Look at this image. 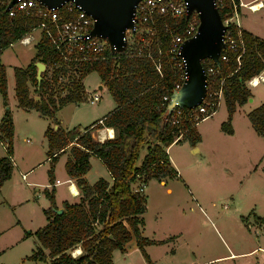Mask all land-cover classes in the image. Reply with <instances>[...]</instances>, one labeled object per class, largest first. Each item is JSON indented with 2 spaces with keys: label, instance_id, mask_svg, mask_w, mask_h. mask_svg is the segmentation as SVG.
<instances>
[{
  "label": "trees",
  "instance_id": "1",
  "mask_svg": "<svg viewBox=\"0 0 264 264\" xmlns=\"http://www.w3.org/2000/svg\"><path fill=\"white\" fill-rule=\"evenodd\" d=\"M7 5L8 2L0 4V93L5 105L7 74L1 54L4 48L18 41L38 23V18L21 13L11 17ZM220 15L222 19L226 16L224 11H220ZM186 23V16L164 18L157 22L161 52L157 43L153 42L150 48L152 57L136 55L137 52L131 54L128 49L114 53L107 50L106 55L116 54L117 57L86 61L79 65L63 61L50 39L41 32L35 42L36 53L31 62L25 67H14L18 105L36 109L41 116L50 119L44 132L47 155L50 157V183L55 182L54 164L58 156L69 143L75 141L69 147L65 168L80 191L79 200L63 201V211L58 213L55 190H46L51 205L44 209L46 224L35 231L40 246L28 256L30 260H49V264H115L114 249L125 252V244L134 237L144 258L152 264L145 246L164 240L151 239L142 234L146 198L143 193L133 190L132 184L139 179L145 183L151 177L162 180L166 176H179L167 152L178 128L171 114L164 120L169 102L164 101L162 96L175 79L166 53L164 30L168 25L178 32ZM242 37L245 51L240 63L232 52H228L227 61L221 58L218 63L210 60V64L219 69L218 76H226L223 92L228 117L222 128L227 132L232 131L231 119L237 107L252 97L247 80L264 70V38L247 29H242ZM159 59L161 73L156 68ZM38 60L46 64L40 83L36 77L35 61ZM91 71L99 74L117 105L102 118V122L96 121L84 130L65 129L59 125L57 111L69 102L84 101L83 78ZM31 86L39 99L31 95ZM183 110L187 112L189 108L183 107ZM247 115L254 130L264 136V101ZM183 123L187 130L177 142L188 140L195 145L200 141L197 126L192 125L187 115H184ZM104 126L113 127L115 135L103 141L95 139L92 131ZM13 136V116L7 108L0 121V139L6 146V154L0 157V187L12 174ZM143 148L146 152L138 163ZM91 155L103 161L112 182L103 177L92 184L88 182L85 174L91 168ZM256 218L264 222L263 216ZM76 249L81 251L73 254Z\"/></svg>",
  "mask_w": 264,
  "mask_h": 264
},
{
  "label": "rangeland",
  "instance_id": "2",
  "mask_svg": "<svg viewBox=\"0 0 264 264\" xmlns=\"http://www.w3.org/2000/svg\"><path fill=\"white\" fill-rule=\"evenodd\" d=\"M243 1L253 4L257 0ZM260 1L264 4V0ZM239 21L243 29L264 38V5L255 11L243 6ZM34 34L37 40L39 32ZM36 40L29 44L16 41L4 48L1 59L12 86L15 85L14 67H25L31 62L36 51ZM83 82L89 98L91 94L99 93L98 86L101 83L96 71L88 73ZM251 89L253 99L240 106L236 113L237 137L223 132L221 123L227 120V108L222 102L215 114L198 123L200 141L196 147L188 140L169 146L168 153L178 166L179 176L164 177L165 184L153 177L148 178L143 186L141 179L132 184L133 190L143 193L146 198V211L143 214L148 222L146 232H154L155 236L165 239L164 245L152 248L154 257H165L162 251L173 247L174 263L199 264L210 257L228 254V244L233 239L237 240L241 249L251 248L257 243L264 245V223L256 221V216L264 217V160L259 165H256V161L251 163L249 153L252 152L244 150L249 147V131L256 135L247 113L264 101V82ZM11 90L9 102L7 100L4 105L5 110L16 108L14 86ZM85 100L86 97L80 108L77 107L76 114H85L86 121L94 115L97 104L99 110H102L105 106L108 107L110 101L114 102L105 86L101 99L95 104ZM73 110L74 105H68L63 108L61 115L67 119L73 114ZM253 148L261 154L264 152V141L261 140ZM18 152L25 153L23 145L19 146ZM145 152L146 148H143L138 163ZM259 154L254 152L251 156ZM97 161L92 157L95 168ZM40 162L41 166L34 172L36 175H42V171L50 166L46 156ZM60 168V171H66L62 164ZM63 186L66 187V184ZM16 187L18 191H14L17 194L11 197L12 201L4 200L0 194V264H49V260L33 261L28 256L40 246L35 231L47 222L42 208L50 207V200L42 196L39 201L20 203L19 193L23 186ZM167 187H171V190L167 191ZM66 196L60 193L56 201L61 203ZM179 231L183 232L182 237ZM230 257L217 261L216 264H261L264 261V254L261 252L250 256ZM170 258L165 257L166 260ZM113 261L115 264H148L138 248H130L127 254L114 249Z\"/></svg>",
  "mask_w": 264,
  "mask_h": 264
},
{
  "label": "built area",
  "instance_id": "3",
  "mask_svg": "<svg viewBox=\"0 0 264 264\" xmlns=\"http://www.w3.org/2000/svg\"><path fill=\"white\" fill-rule=\"evenodd\" d=\"M9 1L0 0V4L9 3ZM213 1L218 11H224L226 15L223 18V23L227 25L223 38L225 44L222 47L219 58L227 61L229 57L228 52H232L240 63V57L245 51V44L242 37L243 28L239 17L243 6H247L250 10L255 11L252 7L253 4L246 3L243 0ZM188 7V0H139L135 6L132 18L135 26L133 30L130 28L125 30L127 41L125 50L128 49L129 52H132L131 54L137 52L136 55L146 54L152 57L150 48L152 43L156 42L159 52H161L157 22L164 18L177 19L181 16H186ZM8 11L11 17L21 13L38 18V23L19 38L18 41L20 43L29 44L36 40L34 36L35 31H38L39 34L44 32L66 63L79 65L86 61L117 57L116 54L106 55L107 50H110L112 53L115 52L111 50L110 44L106 39L90 35L95 19L75 0H68L59 6L53 7L44 5L38 0H15V3ZM186 18L187 23L178 32H174L168 25L165 26L164 30V37L167 40L166 53L175 77L173 84L168 87L166 93L162 96V99L168 102L189 78L187 61L181 54V48L182 43L195 34L200 20L196 11H192ZM210 60L213 59L209 57L202 59L206 74V94L201 102L195 107L189 108L187 112L178 103L172 109V121L178 128L173 143L181 139L187 130L183 123L184 115H187L192 125L195 126L200 121L215 114L224 100L223 86L226 76L219 77V69L210 64ZM156 68L161 73L162 66L160 59L156 61ZM260 82H264V73L262 71L248 79L247 85L256 86ZM98 98L99 93L94 94L91 102ZM22 176L25 178V174H22ZM142 186L140 190H142ZM70 190L73 192L72 189ZM260 250L264 253V247H260ZM75 251L73 254H77L81 250L76 249ZM261 264H264V261Z\"/></svg>",
  "mask_w": 264,
  "mask_h": 264
},
{
  "label": "crops",
  "instance_id": "4",
  "mask_svg": "<svg viewBox=\"0 0 264 264\" xmlns=\"http://www.w3.org/2000/svg\"><path fill=\"white\" fill-rule=\"evenodd\" d=\"M34 36H35V34H34ZM35 53H36V51H35ZM262 73H264V70L262 71ZM6 74H7V93H8L7 94L8 95L7 100L9 102V94L12 91L11 88L13 86L15 88V85L12 86L11 81L8 77L7 69H6ZM100 83L101 84H99V85H102V88L100 89L98 86L99 93H100L99 98L97 100L91 102L93 95L96 93L91 94V97L89 98V93H87L86 88H85L86 99H87L85 101H89L91 104H95L98 100L101 99V95L103 92V86L106 87V85L104 84V82H102L101 78H100ZM15 84H16V81H15ZM247 86L250 88L251 92H252L251 88L255 87V86H251V85H247ZM30 90H31V95H33V96L37 95V94H35L32 86L30 87ZM15 95H16V92H15ZM252 99H253V92H252L251 100ZM113 100H114V98H113ZM83 102L84 101L78 102V103L69 102V103L65 104L64 106H62L61 108H59L57 111V118L59 120V125L65 129L80 128V129L84 130L86 127L93 126L96 121L102 122V118L107 113H109L111 110H113L117 105L115 100H114V102L110 101L108 107L105 106V107H107L106 109L104 107L102 110H99L100 107L97 104L96 111H95L94 115H92L89 118L90 120L86 121V120H84L86 117L85 114H76L77 107L80 108V104ZM222 102H224V100ZM71 104L74 105L73 114L69 118L66 119L61 115V111L63 110L64 107L71 105ZM224 104H225V102H224ZM4 105L5 104L3 102V98H2V95L0 93V121L5 114ZM242 105H239L232 115V119H231L232 131L227 132V131L223 130L224 133H227L232 137L238 136L237 128H236V116H237L236 113L239 110L240 106H242ZM15 107H16L15 109L13 108L11 110L12 116H13V122H14L13 155H12L13 170H12L11 177L9 179H7L3 183V185L0 187V192H1L0 194H2L3 199L4 200L8 199L9 201H12L11 199H13V198H11V197H15V195L17 194V193H14V191H18V187H16V186L22 185L23 190L21 191V193H19V196L21 195V198L19 200L20 203L39 201L42 198V196H44L45 198H48L46 196V190L52 189V188L55 190V201H56L57 195H59L60 193L63 194L64 196L69 194L72 197V199H69L68 195H67L65 198L62 199L61 203H58L56 201L58 207H62L63 201H65V200H67L69 202L78 201L80 198V191H79V188L75 182V179L71 178L67 174V171H60V169H62V168H60V164H62V167L64 169L66 160L69 157V147L72 144H74L75 141H72L71 143H69L65 147L66 148L65 151L62 152L58 156V159L54 164L55 182L51 184L49 181V175H48V170H49L50 166H48L44 171H42V175L34 174L36 168L41 166L40 161H41L42 157L46 156L47 161L50 162V157L47 155V139H46L45 134H44L46 127L50 124V119L41 116L40 113L36 109L20 107L18 105V101L16 102ZM218 110H219V108H218ZM227 117H228V111H227L225 119H227ZM224 121L225 120H223V122ZM223 122L221 123V127H222ZM198 125L199 124H197L196 126L198 127ZM55 127H56V125H55ZM257 134L258 133L256 132V135H254L253 131H249V136H250L249 147H248V149H246V147H245L244 150H246L248 152H252L253 154H254V152L259 154L258 151L256 150V148H253V147L255 144H259L261 140L264 141V136L259 135V134L257 135ZM114 135H115V130L113 129V127L104 126L101 128L94 129L92 131V136L95 139L100 140V141H103L104 139H107V138H111ZM172 144H174V143H172ZM197 144H198V142L195 145H193V147H196ZM20 145H23V149H24L25 153L24 152H22V153L18 152V148ZM171 145H169V146H171ZM169 146L167 147V152H168ZM194 149L198 150V148H194ZM252 153H249L250 154L249 161L251 163H255V161H256V165H259L260 163H262V161L264 160V152H262L261 154H259L258 156H255V157L251 156ZM5 154H6V146H5V143L2 142L0 139V157L4 156ZM92 157H95L98 160L96 168L93 166ZM169 158H170V161H171V164L173 165V167L178 171V169H177L178 166L176 165V163L174 162V160L170 154H169ZM90 163H91V168L85 174V177L89 183H91V184L94 183L100 177H103V178L107 179L109 182H112V176L100 158H98L95 155H91ZM262 168L264 169V164H263ZM65 170H66V168H65ZM178 173H179V171H178ZM22 174H25V178H23ZM160 183L165 184L166 180L162 179V180H160ZM64 184H66V187L63 186ZM72 184L76 186L77 193H74L73 190H72L73 192H71L70 189H72ZM166 190L170 191L171 187H167ZM73 198H75V199H73ZM46 208H48V207L43 206V208H42L43 213H44V209H46ZM44 216L46 218L45 213H44ZM143 219H144V224H143L142 229H141L142 234L148 238H151V239L164 240V242H162V243L149 244V245L145 246V250L150 257L152 264H158V263L159 264H177V263H174V261L172 259V256L175 254V250L173 247L162 251L165 257H167V256L171 257L168 260H166L165 257H163V255L160 257L159 256L158 257L153 256L152 248L154 246H158L159 244L164 245L165 239L155 236L154 232H151V231L146 232L147 227H148L147 226L148 222L145 221L144 216H143ZM46 221H47V218H46ZM256 221L258 223H264V222L259 221L257 218H256ZM21 224L23 225V223H21ZM256 233H257V231H256ZM179 234L181 237L183 236V232L179 231ZM129 247L134 248V249L135 248L139 249L134 237H132L125 244V248H126V251L124 252L125 254L128 253V251L130 249ZM228 247H229L228 248L229 249L228 254L210 257L206 260L201 261L199 264H216L217 261H220L224 258H231L230 256H236V257L237 256L238 257L250 256V255H254L257 252H261L262 254H264L260 250V247L262 248V247H264V245H261L259 243L255 244V246H253L251 248L241 249L242 247H239V243L237 242V240L233 239V240H231V244H228ZM191 252L194 253L193 251H191ZM242 263L243 262H241L239 264H242ZM181 264H186V263H181ZM187 264H189V263H187Z\"/></svg>",
  "mask_w": 264,
  "mask_h": 264
},
{
  "label": "water",
  "instance_id": "5",
  "mask_svg": "<svg viewBox=\"0 0 264 264\" xmlns=\"http://www.w3.org/2000/svg\"><path fill=\"white\" fill-rule=\"evenodd\" d=\"M49 7L59 6L68 0H38ZM81 4L84 10L95 19L90 35L106 39L112 51L123 52L127 41L125 30H133L135 24L132 21L135 6L139 0H75ZM189 7L186 17L192 11L199 16V25L194 35L182 43L181 54L187 61L189 78L182 88L177 91L169 101L165 113L166 121L173 107L178 103L181 107L193 108L201 102L206 94V74L204 72L202 59L209 57L219 62V55L224 46V30L227 25L223 23L220 12L213 0H188ZM15 0H10L9 9ZM37 66V80L40 83L42 72L46 64L40 60L35 61ZM102 88V85H99ZM39 99V96H35ZM251 100V98H249ZM58 213L63 211L62 207L56 209Z\"/></svg>",
  "mask_w": 264,
  "mask_h": 264
},
{
  "label": "bare ground",
  "instance_id": "6",
  "mask_svg": "<svg viewBox=\"0 0 264 264\" xmlns=\"http://www.w3.org/2000/svg\"><path fill=\"white\" fill-rule=\"evenodd\" d=\"M262 6H263L262 2L260 0H257L253 3L252 7L254 10H258V9L262 8ZM72 190L74 191V193H77V188L73 184H72Z\"/></svg>",
  "mask_w": 264,
  "mask_h": 264
}]
</instances>
